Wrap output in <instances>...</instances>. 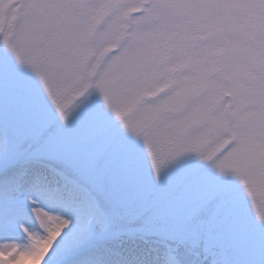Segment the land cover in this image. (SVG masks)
Segmentation results:
<instances>
[{
	"label": "snow or ice",
	"instance_id": "1",
	"mask_svg": "<svg viewBox=\"0 0 264 264\" xmlns=\"http://www.w3.org/2000/svg\"><path fill=\"white\" fill-rule=\"evenodd\" d=\"M264 264V0H0V264Z\"/></svg>",
	"mask_w": 264,
	"mask_h": 264
},
{
	"label": "clouds",
	"instance_id": "2",
	"mask_svg": "<svg viewBox=\"0 0 264 264\" xmlns=\"http://www.w3.org/2000/svg\"><path fill=\"white\" fill-rule=\"evenodd\" d=\"M27 260L23 261L22 264H26Z\"/></svg>",
	"mask_w": 264,
	"mask_h": 264
}]
</instances>
